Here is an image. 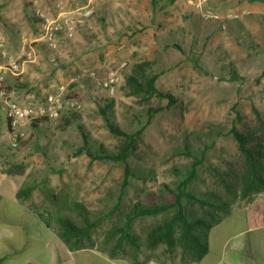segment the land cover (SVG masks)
Returning a JSON list of instances; mask_svg holds the SVG:
<instances>
[{
    "label": "rangeland",
    "instance_id": "374dc122",
    "mask_svg": "<svg viewBox=\"0 0 264 264\" xmlns=\"http://www.w3.org/2000/svg\"><path fill=\"white\" fill-rule=\"evenodd\" d=\"M75 2L79 7L83 5V0ZM183 2L181 9L161 13L158 27L134 31V26H123L112 29V37L100 25H86L95 18V9L93 17L80 25L73 37L58 35L56 50L38 41L42 31L34 34L24 21L15 20L19 24L16 28L0 18V29L12 55L20 56L32 49L36 52V61L25 63L21 75L6 77V87L9 78L13 83H26V87L13 84L11 90L7 88L11 98L24 106L40 104L48 93L64 85L65 97L79 105L76 110L67 107L59 118L48 123H30L27 132L32 139L26 150L14 151L17 156L6 163L12 164L13 170H18L17 164L34 165L30 174L37 180L36 201L27 198L26 203L56 229L61 230L59 217L84 226L82 209L90 221L103 218L91 231V240L82 242L86 246L116 243L119 234L109 240L108 231L123 226L126 213L137 202L146 201L150 191L163 192L162 184L175 187L181 179L179 174H185L194 159H202L193 191L200 198H221L229 210L220 228L209 234L205 260L184 262L180 252L170 258L161 246L152 252L139 251L136 261L257 264L261 260L264 264V192L248 199L233 198L224 186V181H237L224 173L241 166L237 142L229 132L232 126L263 136L257 112L264 121V1L208 0L218 18H203L192 10L188 0ZM22 38L28 40L23 43ZM143 61L151 63L148 72L159 74L157 88L174 96L176 101L170 107L167 99L156 95L131 94L127 76L136 63ZM110 69H119L121 76L114 96L90 76L95 72L96 77L103 78ZM232 72L237 79H232ZM110 100L109 114L122 130L132 133L142 128L137 147L128 159L135 176L126 188L123 162L92 161L85 152L78 153L86 145L94 149L102 145L113 153L119 150L122 139L110 132L100 112ZM149 108L162 109L150 122ZM73 111L80 114V119L63 126L61 117ZM79 125L89 137L88 144ZM5 127L0 119V131ZM233 188L239 192L238 185ZM250 204L236 217V206ZM219 213L224 215L222 209ZM160 220L161 216L139 218L132 222L129 233L143 242L148 229ZM124 247L132 256L133 243L125 239ZM55 253L57 264H81L80 255L87 264H99L90 252L76 254V261L67 258L60 248Z\"/></svg>",
    "mask_w": 264,
    "mask_h": 264
},
{
    "label": "trees",
    "instance_id": "16d2710c",
    "mask_svg": "<svg viewBox=\"0 0 264 264\" xmlns=\"http://www.w3.org/2000/svg\"><path fill=\"white\" fill-rule=\"evenodd\" d=\"M264 1V0H261ZM179 47V46H178ZM197 64V61H195ZM151 65L148 61L136 63L132 73L127 76V85L131 88L133 95H156L160 98L168 100L170 107L175 103V98L172 94L160 91L156 86V80L159 77L157 73L148 72V67ZM232 79H237V74L232 72ZM7 82V81H6ZM12 84L26 87L23 82H8V90L12 89ZM112 101H107L100 107V112L106 122V125L111 133L121 137L122 143L117 152H109L102 145L98 149H94L91 145H86L78 149V153L85 152L92 161L106 160L114 162H123L124 166V188L129 184V180L135 173L132 172L128 159L133 154L137 147V141L140 139L142 128L135 132L128 133L122 130L112 119L108 109ZM167 107V108H169ZM160 108L148 109V122L159 112ZM258 114L260 126L262 127L263 136L259 138L254 131H242L233 125L230 133L235 138L238 150L241 155V166L237 169H232L228 173L230 176L236 178V183L230 184L224 181V186L233 198L238 196L243 199H248L255 194L264 192V121ZM63 126L68 127L73 121L80 119V114L73 111L70 115L62 116ZM50 118L41 117L34 120L32 123H48ZM37 126V125H36ZM85 143H89V137L82 125H79ZM32 139V135L22 141L17 150H23L27 147ZM202 163V159H194L191 167L185 174H179L180 181L175 187L167 184H162L161 189L163 192L156 193L150 191L147 193V200L137 202L130 211L126 213V222L123 226H117L108 231L107 238L110 240L119 234V238L115 243V250L124 247V240L128 239L134 245L133 262L140 264L136 261L139 251L142 253L146 250L156 251L159 247H163V253L173 258L180 252L181 259L184 262L198 263L204 259L209 252L208 235L212 228L219 224L224 217L228 214L225 207L228 205L221 198L209 197L200 198L192 189V185L198 177V166ZM219 172V171H218ZM239 186V192L233 191V185ZM33 187L29 186L22 191L20 195H29ZM212 198V199H211ZM197 207V209H196ZM224 211V215L219 213V210ZM84 218L85 225L78 226L72 220L64 217H59L58 222L61 226L59 236L70 247H83L84 240H91V231L99 226L103 218L96 221H90L86 216L85 209L80 210ZM158 217L161 220L151 226L143 242L140 238L132 236L129 233V228L132 222L143 217ZM48 220V219H47ZM51 226L50 221L47 222ZM134 237V238H133ZM123 251H125L123 249ZM126 252V251H125ZM1 262V259H0ZM35 264V263H31Z\"/></svg>",
    "mask_w": 264,
    "mask_h": 264
},
{
    "label": "crops",
    "instance_id": "0c3cea01",
    "mask_svg": "<svg viewBox=\"0 0 264 264\" xmlns=\"http://www.w3.org/2000/svg\"><path fill=\"white\" fill-rule=\"evenodd\" d=\"M77 0H2L0 1V18L5 22L14 23L15 20L24 21L28 24L31 32L40 34L42 24L45 19H53L58 15L70 14L75 9L83 8L92 4L96 9L95 18H91L86 25H95L103 27L107 36L111 35V30L123 26H134V31L144 29L145 31L158 27L159 16L166 9L173 11L175 8L181 9L183 0H83V5L79 7ZM164 15V14H163ZM164 19V18H163ZM167 20V17L165 18ZM165 21L163 20L162 23ZM22 23V22H21ZM38 39V38H37ZM36 39V40H37ZM28 38H22L26 42ZM32 40V39H31ZM152 43V40L150 41ZM157 43V41H154ZM8 77H12L8 75ZM9 83L12 78H9ZM11 86L13 84L11 83ZM0 119L5 124V130L0 131V156L4 159L0 165V264H57L56 248L62 249L67 258L76 261V254L90 252L99 264H134L133 253L120 248L116 252L115 243L111 244H91L83 247H70L59 236V231L49 222L42 213L26 203L27 198L36 201V190L34 184L37 182L31 176L35 168L34 165H15L18 170H13V165L7 164L8 159L17 156L14 151L23 152L26 150H12L6 152L5 145L8 143L9 122L6 118L5 106L0 103ZM40 181H42L40 179ZM33 187L29 195H20V191L27 187ZM251 207L236 206L233 212L236 217ZM249 215H252L249 211ZM246 218V217H245ZM224 221V219L222 220ZM221 221V222H222ZM217 224L210 231L220 228ZM209 235V241H210ZM81 264H87L84 255H80ZM205 260V257L202 261ZM200 261V262H202ZM221 261V260H220ZM207 264H219L211 260ZM255 264V263H253ZM257 264H262L261 260Z\"/></svg>",
    "mask_w": 264,
    "mask_h": 264
},
{
    "label": "built area",
    "instance_id": "2783aa9c",
    "mask_svg": "<svg viewBox=\"0 0 264 264\" xmlns=\"http://www.w3.org/2000/svg\"><path fill=\"white\" fill-rule=\"evenodd\" d=\"M192 10L200 14L203 18H218V15L209 8L208 0H188ZM95 14V8L90 3L87 6L75 9L70 14H60L53 19H45L42 24V32L38 41L47 44L51 49L58 48V35L62 34L66 37H73L76 29L85 23ZM24 57L20 62L19 58ZM55 60V58H53ZM36 61V52L24 51L20 56L12 55L6 46L5 36L0 29V103L5 106L6 118L9 122L8 143L5 145L6 152L17 150L21 142L29 137L27 126L34 120L41 117L57 119L64 110L69 107L76 110L79 105L74 99H67V87L59 85L55 90L48 93L43 102L34 105H21L11 98V94L7 92L6 77L19 76L25 70V63ZM124 67V64L120 66ZM90 76L95 83L104 89L108 95L114 96L117 92L121 81L119 69H110L103 78L96 77L95 72H91ZM4 156H0V165ZM147 264H156L150 261Z\"/></svg>",
    "mask_w": 264,
    "mask_h": 264
}]
</instances>
